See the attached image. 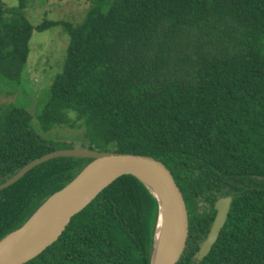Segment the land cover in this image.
<instances>
[{"label":"trees","instance_id":"1","mask_svg":"<svg viewBox=\"0 0 264 264\" xmlns=\"http://www.w3.org/2000/svg\"><path fill=\"white\" fill-rule=\"evenodd\" d=\"M79 24L33 27L26 0L0 1V86L18 90L35 31L70 37L64 71L39 116L0 114V185L70 143L42 137L85 129L88 149L150 156L172 173L189 217L177 264H264V0H89ZM50 96V97H49ZM93 161L52 159L0 191V243L20 231ZM232 197L211 252L198 260ZM160 205L141 180L122 176L27 264H152Z\"/></svg>","mask_w":264,"mask_h":264},{"label":"water","instance_id":"2","mask_svg":"<svg viewBox=\"0 0 264 264\" xmlns=\"http://www.w3.org/2000/svg\"><path fill=\"white\" fill-rule=\"evenodd\" d=\"M63 157L89 158L93 161L67 187L53 195L33 215L30 221L18 232L7 237L0 246L13 235L21 234L33 223L38 213L47 209L45 218L38 220L35 226L28 230L25 236L15 245L0 253V264H27L49 247L55 245L64 235L71 221L89 206L109 185L122 176H134L141 180L149 191L157 198L162 212L163 201L167 205L165 236L161 241L155 236L156 246L152 257V264H177L186 248L189 236V217L182 194L176 185L170 170L157 159L128 153L101 152L91 149L57 150L42 156L22 168L14 177L0 185V191L9 188L20 181L28 172L52 159ZM92 168L84 183L76 188V183L83 174ZM150 178L158 187L154 191L152 186L142 177ZM74 192L62 201L65 194ZM232 197L219 199L207 239L198 252V260H203L211 252L224 228L232 205ZM158 219V221H159ZM158 230V229H157Z\"/></svg>","mask_w":264,"mask_h":264},{"label":"rangeland","instance_id":"3","mask_svg":"<svg viewBox=\"0 0 264 264\" xmlns=\"http://www.w3.org/2000/svg\"><path fill=\"white\" fill-rule=\"evenodd\" d=\"M6 7L19 5L20 0H0ZM90 7L89 0H26L25 16L33 27L49 19L68 20L75 24L83 21ZM70 37L62 28L45 32L35 31L30 41V55L18 90L0 86V114L13 105H18L33 116L35 129L41 132L39 116L48 101V93L56 78L64 71ZM50 97V96H49ZM85 129L72 131L55 128L42 137L56 142L70 143L79 149H88Z\"/></svg>","mask_w":264,"mask_h":264},{"label":"bare ground","instance_id":"4","mask_svg":"<svg viewBox=\"0 0 264 264\" xmlns=\"http://www.w3.org/2000/svg\"><path fill=\"white\" fill-rule=\"evenodd\" d=\"M92 171V168H89L85 174H83L81 176V178L78 180V182L76 183V188H78L82 183H84L86 181V179L88 178L89 174L91 173ZM144 180H146L150 186H152L153 190L154 191H159L158 187L156 186V184L148 177H145L143 176L142 177ZM74 192V190H71L69 192H67L65 194V196L61 199L62 201L64 200H67V198ZM162 214H161V217L158 221V224H157V240L158 241H161L163 239V237L165 236V229H166V220H167V214L169 213L168 208H167V205L165 204V202L163 201L162 203ZM47 209L45 210H42L38 213L37 217L35 218V220L33 221V223L27 228V230L21 234H16V235H13L6 243L2 244L0 246V253H2L3 251L9 249L10 247H12L13 245H15L16 243H18L26 234V232L30 229H32L34 226H35V223L38 221V220H41L43 218H45V215L48 213L46 211Z\"/></svg>","mask_w":264,"mask_h":264}]
</instances>
